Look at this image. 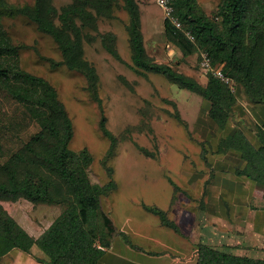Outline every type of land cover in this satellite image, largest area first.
I'll return each mask as SVG.
<instances>
[{
    "label": "trees",
    "instance_id": "obj_1",
    "mask_svg": "<svg viewBox=\"0 0 264 264\" xmlns=\"http://www.w3.org/2000/svg\"><path fill=\"white\" fill-rule=\"evenodd\" d=\"M171 4L180 27L166 18V39L184 56L199 49L205 51L213 66L220 67L238 88L241 86L248 101H264V0H219L210 17L198 10L196 0H172ZM117 10L127 15L125 28L135 71L160 74L178 87L196 92L208 102L207 114L218 125H224L232 113L237 94L228 84L211 73H206V81L201 83L150 57L137 0H69L59 7L53 0H32L21 6L0 0V91L21 106L26 118L39 125L38 131L14 150L4 146L0 126V199L24 198L33 203L64 205L53 222L34 238L0 204L1 264L13 251L31 254L33 246L42 251L43 256L33 255L42 264H97L116 233L131 248L142 250L123 230H117L102 207V197L116 188L112 166L105 162L114 152L116 136L105 125L96 69L84 56V42L99 38L103 47L120 59L113 43L115 35L98 29V22L114 18ZM17 15L52 37L61 56L59 60L48 58L52 65H64L86 79L101 108L100 130L109 140L102 159L109 175L105 184L92 182L89 177L91 152L85 147L71 148L73 123L56 88L43 76L21 67L20 45L13 42L2 20ZM173 116L182 120L178 111ZM144 207L158 215L164 225L177 229L165 210ZM195 254L196 264H264V258L234 255L201 242L196 244Z\"/></svg>",
    "mask_w": 264,
    "mask_h": 264
},
{
    "label": "rangeland",
    "instance_id": "obj_2",
    "mask_svg": "<svg viewBox=\"0 0 264 264\" xmlns=\"http://www.w3.org/2000/svg\"><path fill=\"white\" fill-rule=\"evenodd\" d=\"M7 1L21 6L32 0ZM53 1L58 7L69 2ZM137 2L141 9L144 44L150 57L205 83L206 73L199 68V51L184 56L166 39L163 21L170 15L169 10L157 0ZM218 2L196 0L198 10L209 17ZM2 20L13 42L20 45L21 67L43 76L56 88L72 119L71 148L80 150L85 147L93 156L89 169L91 181L105 184L109 175L102 159L107 154L109 140L100 130L101 108L93 99L86 79L64 65L51 64L48 58L59 60L61 57L56 43L26 17L4 16ZM126 23L127 15L123 10H117L114 18L98 22L99 31L115 35L113 43L120 59L113 57L99 38L84 42V56L98 75L97 91L105 125L116 136L114 152L105 161L106 165L112 166L116 188L103 196L101 202L117 230H123L131 242L142 249L144 246V249L153 250L165 247V239L159 236L164 228L160 226L158 216L144 206L162 210L169 208L172 186L168 179L179 183L182 170L189 164L183 154L188 153V159L195 158L193 155L202 145L199 136L208 129L202 124L192 130L203 100L199 94L178 87L160 74L139 73L132 68ZM238 92L236 103L243 100L241 86ZM207 108L208 105L204 104L199 115H207ZM175 111L179 112L181 121L173 116ZM232 115L239 116L240 113L233 108ZM0 123L2 141L7 150H14L39 129L38 123L26 118L21 106L2 91ZM176 201L172 204L171 214L182 205L179 203L181 199ZM0 204L34 238L39 237L64 208L63 204L33 203L24 198H1ZM186 207L191 208L192 205ZM114 237L122 239L119 233ZM145 239H148L147 243L143 244ZM31 252L17 259L15 254L18 251H13L4 256L2 264H42L32 258L33 255L43 256L42 251L33 246Z\"/></svg>",
    "mask_w": 264,
    "mask_h": 264
},
{
    "label": "crops",
    "instance_id": "obj_3",
    "mask_svg": "<svg viewBox=\"0 0 264 264\" xmlns=\"http://www.w3.org/2000/svg\"><path fill=\"white\" fill-rule=\"evenodd\" d=\"M242 99L234 106L240 115L230 116L222 126L208 114L199 115L208 105L202 100L192 126L207 125L208 131L199 136L202 145L193 159L183 154L189 164L179 183L168 179L172 192L165 212L177 229L164 225L157 215L165 247L136 250L113 236L97 264H196L198 242L238 256L264 258V101ZM177 199L182 205L171 214ZM24 254L18 251L15 256Z\"/></svg>",
    "mask_w": 264,
    "mask_h": 264
},
{
    "label": "built area",
    "instance_id": "obj_4",
    "mask_svg": "<svg viewBox=\"0 0 264 264\" xmlns=\"http://www.w3.org/2000/svg\"><path fill=\"white\" fill-rule=\"evenodd\" d=\"M172 0H157V2L163 7V8H167L169 10L170 15L167 16L166 18L170 19V21L175 24L177 27H180V22L173 16V7L171 4ZM187 37L190 40H193L194 37L193 35L189 32L186 31L185 32ZM200 53V60H199V68L202 72L204 73H211L213 74L215 77L219 78L221 81H223L224 83L228 84L230 89L232 91H234L236 94L238 93L239 88L236 86V84L234 83V80L231 79L230 77L226 76L220 67H215L212 65L211 63V59L208 56V54L203 51V50H199Z\"/></svg>",
    "mask_w": 264,
    "mask_h": 264
}]
</instances>
